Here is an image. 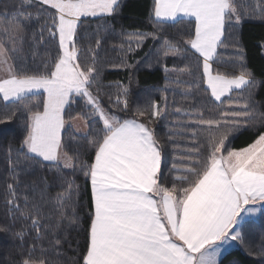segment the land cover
<instances>
[{
    "label": "snow or ice",
    "instance_id": "snow-or-ice-1",
    "mask_svg": "<svg viewBox=\"0 0 264 264\" xmlns=\"http://www.w3.org/2000/svg\"><path fill=\"white\" fill-rule=\"evenodd\" d=\"M120 9L121 0H0V124L19 117L23 128L19 145L5 154L0 233L13 243L0 252V264H219L224 245L244 242L243 217L264 215V101L255 99L258 82L238 39L244 21L264 22V0H152L153 30L125 34L122 53L150 38L159 42L158 61H188L171 82L192 98L190 112H171L166 96L163 104L133 108L128 86L103 83V38L99 29L81 35V24ZM165 24L185 27L162 36ZM49 43L46 58L30 67L29 54L35 60ZM227 47L235 49L232 57L219 59ZM113 87L115 93L104 91ZM201 90L207 98L197 100ZM169 115L187 117L167 133L170 166L151 127ZM244 132L251 142L231 147ZM45 164L82 173L84 187L56 176L61 191L50 196L47 177L37 175ZM89 192L84 217L80 198ZM71 232L84 234L75 247ZM258 255L264 264V245Z\"/></svg>",
    "mask_w": 264,
    "mask_h": 264
},
{
    "label": "trees",
    "instance_id": "trees-1",
    "mask_svg": "<svg viewBox=\"0 0 264 264\" xmlns=\"http://www.w3.org/2000/svg\"><path fill=\"white\" fill-rule=\"evenodd\" d=\"M152 0H121V9L119 12L110 18H96L86 19L81 24V35L85 34V30L89 36H93L99 29V35L103 38V43L100 49L99 57L101 63L97 66L103 69V83L105 85L121 83L129 87L130 95L129 100L131 106L134 108L137 105H144L147 101L155 100L163 104L162 96L167 97L170 111L174 112L176 107L181 108L182 112H190L192 98H185L180 93L183 90V86L177 87L172 83L177 79L176 72L183 68L188 61H181L177 58L169 57L166 60H157L156 52L159 48V42L152 39L146 40L139 48L136 44L131 45L133 51L122 53L120 51V45L123 44L125 50L128 48V38L126 33L142 31L148 32L153 30L152 24L149 23V11L151 8ZM185 25L179 24L175 27H171L165 24L162 28V36H174L177 28H184ZM238 39L240 44L244 47L246 52V63L248 68L254 73L257 80V87L254 89L255 99L257 101H264V84L259 83L264 81V49L259 45L264 44V22L260 20H246L242 23L238 33ZM94 42V40H93ZM83 47H87V41L82 43ZM51 43L41 46L37 49L39 56L33 60V57L29 54L28 64L30 67L40 65L41 58H46V53L49 49H52ZM27 51V45L25 47ZM219 51V59L228 60L232 57L235 49L232 47L221 48ZM54 54V52H53ZM81 59H84V53L81 52ZM125 62L131 67L117 68L112 65H119ZM165 67L169 70V74L166 75ZM213 68L224 70V66L215 63ZM181 79H187L182 77ZM105 92L115 93V87L111 89H104ZM197 100L207 98V94L204 91H199L195 94ZM238 94L236 92L232 95V100H236ZM35 99V98H34ZM104 105H108V97L102 96ZM225 105L229 103L227 98H224ZM214 107H222L221 105H213ZM5 111L3 104H0V112ZM187 120V117L169 115L166 119L159 120L155 124L151 125L154 128L157 136L161 142L165 144L166 153H168V161L172 159V145L167 143V133L176 129L172 128V125L178 121ZM23 135L21 118L17 117L11 122L0 124V222H5V203H4V181L7 178V172L5 171L6 161L5 154L9 145L18 146ZM65 142L75 147V142L70 141L68 133L64 134ZM254 137L244 132L238 135L232 140L230 146L239 148L246 146ZM180 141V137L175 138ZM79 143L83 144V140ZM187 144L188 141H182ZM37 175H43L47 177L50 185L49 195L55 196L61 191V181L55 180L54 177L61 176L64 180H74L75 184L84 187L85 178L82 173H73L70 170H62L57 173L55 169L49 170L47 164L40 170ZM24 189L21 187L18 189L19 194H24ZM90 201V192L86 195H82L80 198L79 214L86 217L88 208L84 207V204ZM85 226L87 221L85 220ZM242 223L244 228V242L237 241V247L225 252L220 260L219 264H261V257L258 255L261 246L264 245V215L260 214L255 219H246ZM83 233H80L77 237L76 232H71L69 239L73 242L75 247L76 239L83 241ZM12 237L7 233H0V252L6 251L12 248ZM67 248V245H65ZM81 249H83V243H81ZM252 254H249V253ZM15 254V250H13ZM69 256H74L75 253L69 251Z\"/></svg>",
    "mask_w": 264,
    "mask_h": 264
},
{
    "label": "rangeland",
    "instance_id": "rangeland-1",
    "mask_svg": "<svg viewBox=\"0 0 264 264\" xmlns=\"http://www.w3.org/2000/svg\"><path fill=\"white\" fill-rule=\"evenodd\" d=\"M108 18H110V17H108ZM86 19L90 20V19H96V18H86ZM258 215H259V213H256L255 215H246V216L243 217V220H245V219H255V218L258 217ZM235 247H237V241H229V243L224 245L222 248H225L226 252H228L229 250H231V249H233Z\"/></svg>",
    "mask_w": 264,
    "mask_h": 264
},
{
    "label": "crops",
    "instance_id": "crops-1",
    "mask_svg": "<svg viewBox=\"0 0 264 264\" xmlns=\"http://www.w3.org/2000/svg\"><path fill=\"white\" fill-rule=\"evenodd\" d=\"M246 220V219H245ZM243 221V220H242ZM226 252L225 248H222L221 254L218 257V261L220 260L221 256Z\"/></svg>",
    "mask_w": 264,
    "mask_h": 264
}]
</instances>
